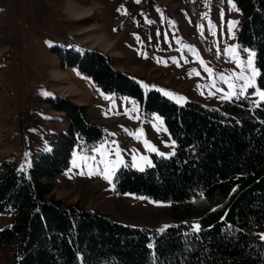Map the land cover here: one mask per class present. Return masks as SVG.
<instances>
[{"label": "rangeland", "instance_id": "rangeland-1", "mask_svg": "<svg viewBox=\"0 0 264 264\" xmlns=\"http://www.w3.org/2000/svg\"><path fill=\"white\" fill-rule=\"evenodd\" d=\"M241 19L235 0H0V164L9 160L28 168L40 153L69 136L65 113L49 102L51 97H67L86 106L101 133L76 136L69 164L54 178L51 196L100 210L126 225L160 229L191 220L193 226H202L203 215L220 202L202 194L175 203L116 189L120 169L139 170V163L145 170L149 166L140 156L152 164L161 157L145 141L166 154L173 148L175 152L176 142L168 146L174 138L161 113L146 111L132 95L103 90L61 55L67 56L68 48L100 50L145 91L158 90L180 105L196 101L220 113L233 108L261 118L264 101L257 105L259 96L253 94L257 88L264 90L259 76L243 94L247 81L237 78L241 73L250 76L247 60L255 52L238 41ZM233 46L238 60L228 51ZM254 66L258 69L256 55ZM233 90L237 96L221 98ZM101 145V152L93 151ZM83 156L95 160L78 159ZM74 160L81 167H74ZM106 169H115L111 180L101 174ZM15 220L11 211L1 212L0 229ZM255 231L264 234V227ZM12 255L13 247L2 249L0 264H12Z\"/></svg>", "mask_w": 264, "mask_h": 264}, {"label": "trees", "instance_id": "trees-1", "mask_svg": "<svg viewBox=\"0 0 264 264\" xmlns=\"http://www.w3.org/2000/svg\"><path fill=\"white\" fill-rule=\"evenodd\" d=\"M235 2L242 16L238 41L255 50L264 89V0ZM66 52L61 58L103 90L132 95L146 111L161 113L176 142L175 154L155 157L154 167L120 169L118 191L175 203L203 194L221 204L203 215L199 232L191 220L159 232L54 198L53 180L67 168L76 136L96 137L101 128L91 122L86 106L51 97L54 109L66 115L69 136L28 168L9 160L0 164V214L11 211L16 218L0 229V251L13 247L12 264H264V240L255 231L264 227V112L255 118L233 108L220 113L196 101L180 105L158 90L145 91L100 50Z\"/></svg>", "mask_w": 264, "mask_h": 264}, {"label": "snow or ice", "instance_id": "snow-or-ice-1", "mask_svg": "<svg viewBox=\"0 0 264 264\" xmlns=\"http://www.w3.org/2000/svg\"><path fill=\"white\" fill-rule=\"evenodd\" d=\"M233 7H235V5H233ZM232 23L233 24H236L238 22L233 21ZM228 51H229V53L231 55H233V59H237L238 60V57H236L234 55V53L236 51V49H235L234 46L233 47H230ZM244 51H249V50L248 49H244ZM255 55H256V53L254 51L249 52V57H248V60H247V67L249 69H251L250 76H245L243 73H241L237 77L238 79H243V80H246L247 81V83H245L242 86V94H243V92H245L247 90L248 87H254V85H255V78L257 76L261 75L260 71L258 69H256L255 66H254V57H255ZM208 71H211V69H208ZM222 79H223V77H222ZM227 80L230 81L231 80V77H228ZM228 87L231 88V89H235V85L233 83H231V82L228 83ZM45 94L46 95H51L50 93H45ZM165 94L166 95H172L170 93H165ZM253 94L259 96V100L255 102L257 105H259L261 101H264V90H261V89L257 88ZM235 96H237V92L235 90H233L232 92L228 93L225 96H222L221 98L222 99H231L232 97H235ZM182 99L183 98H180V100H182ZM157 119H159V117H157ZM145 144L148 147L149 151L154 152V153H157L161 157H166L167 158V157L175 154L174 148H173V151L171 153L166 154V153H163V152H159V150L154 145H151L148 141H145ZM174 145H175V141L173 140V141H171V144L168 145V146L169 147H173ZM103 147L104 146L101 145V147L95 148V149H93V151H95V152H101V148H103ZM115 155L117 157V163L122 164L123 163V160L119 159V157H120L119 151H116ZM78 159H80V160H82L84 162H87L88 160H93L94 161L95 160V157L94 156H92V157L83 156V157H78ZM139 160L142 161V162H144V164H147L149 167H154V165L152 164V161L147 156H140L139 157ZM73 166L79 168V167H81V164L78 163L77 160H74L73 161ZM136 167H138L140 171H144V168L139 163L136 164ZM80 174H85V173L82 171ZM87 174L88 175H92L93 172L92 171H89ZM101 174L104 175V178L105 179L111 180L112 176L115 174V169H113L111 172H108L107 169H106ZM234 191H235V189H234ZM168 227H171V226L170 225H165L162 228L158 229V231L159 232H164ZM200 230H201L200 229V224L199 223L194 224L193 231L199 232ZM260 239L261 240H264V234H260ZM148 247L149 248H152L153 245L152 244H149Z\"/></svg>", "mask_w": 264, "mask_h": 264}]
</instances>
